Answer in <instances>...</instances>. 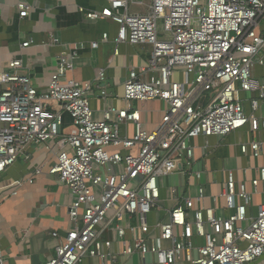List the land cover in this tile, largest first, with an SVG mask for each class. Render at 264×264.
Here are the masks:
<instances>
[{"label":"built area","instance_id":"built-area-1","mask_svg":"<svg viewBox=\"0 0 264 264\" xmlns=\"http://www.w3.org/2000/svg\"><path fill=\"white\" fill-rule=\"evenodd\" d=\"M145 1L108 0L101 12L86 14L90 21L115 23L116 44L150 47L146 67L131 69L123 83L126 107H107L99 120L90 106L94 86L61 82L73 70L75 52L67 59L59 57L42 93L20 72V60L7 62L0 72V174L20 158L28 160L26 152L32 147L44 146L53 154L47 174L70 191L72 229L43 264H82L86 259L116 264L120 258L146 255L155 258L154 264H253L264 259V192L255 217L248 218L252 193L228 171L219 197L231 213L216 216L214 209L202 205L204 189L201 172L192 169V142L226 137L247 125L254 132L264 131V76L256 75L257 67L264 68V0ZM130 6L144 11L133 13ZM17 10L22 16L30 7L19 3ZM101 40L107 41V35ZM50 42L57 43L52 37ZM146 74L148 80H142ZM103 80L100 70L97 81ZM245 94L249 111L241 99ZM100 97L106 99V92ZM149 101L165 105L152 130L143 128L140 111L132 106ZM54 104L58 110L52 109ZM64 114L70 118L66 133L61 131ZM128 124L133 135L122 137L121 127ZM109 147L133 152L109 153ZM239 151L262 157L264 138L240 143ZM257 172L253 193L264 182V166ZM174 173L194 178L197 196H179L172 189L175 205L166 212L167 220L150 223L152 212L161 211L158 181ZM40 174L42 167L35 168L27 181ZM126 219L136 224L123 227ZM108 233L114 241L104 238ZM52 236L59 237L56 232ZM195 238L202 240L200 246ZM0 264H5L1 245Z\"/></svg>","mask_w":264,"mask_h":264},{"label":"crops","instance_id":"crops-1","mask_svg":"<svg viewBox=\"0 0 264 264\" xmlns=\"http://www.w3.org/2000/svg\"><path fill=\"white\" fill-rule=\"evenodd\" d=\"M19 3L30 7L22 16L17 10ZM107 7L108 0H0V72L6 70L7 62L20 60L23 65L20 72L28 75L31 85L42 93L47 90L56 72L59 57L67 59L75 52L73 70L67 72L61 82L75 80L94 86L93 95L89 97L94 119H101L107 107L125 108L123 83L131 69L146 67L150 47L116 44L118 26L115 23L109 19L90 21L86 18L87 13H99ZM104 34L107 35V41L101 40ZM51 37L56 39L55 45L51 44ZM26 42L28 46L22 48ZM91 43H97L98 47L92 49ZM100 70L104 71L103 81H97ZM262 73L264 76V68L257 67L256 75ZM148 78L147 74L141 76L142 80ZM102 90L106 92V99L100 97ZM241 99L246 111H249L248 95H242ZM132 106L140 111L141 123L146 130H152L159 124L165 109L161 101L133 102ZM58 109L56 105L54 110ZM63 120L61 131L66 133L70 118L64 114ZM132 135L131 124L121 127L122 137L130 138ZM263 138L264 131L254 132L247 125L226 137H199L193 140L192 169L201 172L200 185L204 189L202 205L214 209L216 216L226 218L231 213L225 209L219 195L223 191L227 172L232 171L236 180L246 183L248 191L252 193L247 215L248 218L255 217L262 201L264 182L260 181L257 192L253 193L251 181L259 179L257 169L264 166V153L257 159L243 156L239 144L261 141ZM107 150L121 155L133 152L122 147H109ZM26 155L28 160L20 158L0 174V245L5 264L46 263L54 257L55 248L63 241L65 233L72 229L68 216L72 200L70 191L59 184L56 177L47 174L48 167L53 163L52 152L44 146H36L28 149ZM37 167H42V174L29 183V175ZM13 183L19 184L16 189L1 190ZM158 184L161 211L152 212L150 223L167 220L166 212L175 205L176 195L172 194V189H176L179 196H197V183L192 177L186 180L184 176L174 173L160 179ZM194 204L198 206L197 202ZM135 224V220L126 219L122 226ZM55 232L58 238L52 236ZM104 238L114 241L111 233L105 234ZM131 238L127 234V239ZM194 243L200 246L202 240L195 238ZM166 247L169 245L166 244ZM114 251H118L115 243ZM154 262L153 256L146 255L143 258H120L116 264ZM82 264H98V261L86 259ZM253 264H264V259Z\"/></svg>","mask_w":264,"mask_h":264},{"label":"rangeland","instance_id":"rangeland-1","mask_svg":"<svg viewBox=\"0 0 264 264\" xmlns=\"http://www.w3.org/2000/svg\"><path fill=\"white\" fill-rule=\"evenodd\" d=\"M130 11L133 12V13L142 12V11H144V8L130 6ZM55 107H56V105L52 106V109L54 110Z\"/></svg>","mask_w":264,"mask_h":264}]
</instances>
